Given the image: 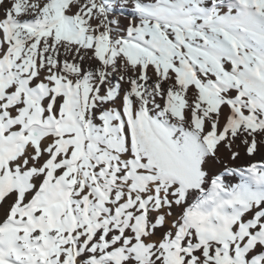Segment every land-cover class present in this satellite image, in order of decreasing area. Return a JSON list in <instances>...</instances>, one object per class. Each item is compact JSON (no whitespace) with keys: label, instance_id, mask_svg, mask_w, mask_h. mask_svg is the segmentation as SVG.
Segmentation results:
<instances>
[{"label":"snow or ice","instance_id":"1","mask_svg":"<svg viewBox=\"0 0 264 264\" xmlns=\"http://www.w3.org/2000/svg\"><path fill=\"white\" fill-rule=\"evenodd\" d=\"M0 264H264V0H0Z\"/></svg>","mask_w":264,"mask_h":264}]
</instances>
